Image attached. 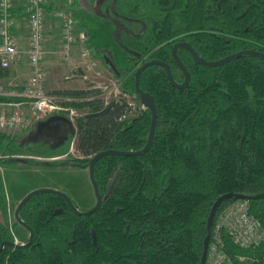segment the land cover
<instances>
[{
	"label": "trees",
	"instance_id": "16d2710c",
	"mask_svg": "<svg viewBox=\"0 0 264 264\" xmlns=\"http://www.w3.org/2000/svg\"><path fill=\"white\" fill-rule=\"evenodd\" d=\"M96 2L97 15L115 19V38L129 60V70L114 75L123 91L139 101L135 73L146 62L169 64L174 80L184 83L172 56L176 43L187 42L209 62L247 49L264 52V0ZM58 9L69 7L53 3L47 15ZM93 54L100 53L93 49ZM178 56L191 75L187 88H175L161 66L146 69L140 78L158 113L151 150L138 157L107 156L95 165L104 198L99 211L77 216L57 196L35 197L22 210L35 242L28 248L6 246L0 264H200L206 237L212 234L207 229L210 212L228 194L247 198L264 229V199L259 198L264 194V60L244 55L204 67L184 48ZM66 106L85 111L77 119V131L67 116H57L66 122L80 158L41 166L87 169L101 152L145 149L152 124L149 109L121 122L128 111L125 101L105 105L93 99ZM49 119L34 127L56 130L46 125ZM61 121L57 124L63 126ZM235 200L223 202L216 217ZM5 241L13 239L0 223V246ZM227 251L236 264H264V241L248 248L229 242Z\"/></svg>",
	"mask_w": 264,
	"mask_h": 264
},
{
	"label": "built area",
	"instance_id": "2783aa9c",
	"mask_svg": "<svg viewBox=\"0 0 264 264\" xmlns=\"http://www.w3.org/2000/svg\"><path fill=\"white\" fill-rule=\"evenodd\" d=\"M53 3H63L69 7L58 9L54 13L62 26L61 54L65 60L69 64H78L84 73V79L92 82L91 90L100 91L98 97L105 105L111 101H125L128 111L120 118L121 122L128 121L139 110L146 111L147 108L136 95L123 91L122 82L115 75L110 73L111 77L104 81V71L100 62L94 57L93 49L88 46L87 35L79 30L74 13L70 9L75 0H28L24 15L29 31L26 53L31 76L20 90L9 89L0 84L1 97L19 100L3 104L13 108L0 110V133L33 128L38 121L56 115H67L77 131V119L80 117L77 109L66 106L58 96L49 94L45 86L47 76L43 63L48 55L47 7ZM16 9L15 0H0V74L18 64L25 53L14 33ZM77 52L80 56L76 59L74 55ZM26 107L30 109V117L25 112ZM262 241L264 229L261 222L251 214L248 201L235 200L214 220L204 264H236L234 257L227 251L229 242L240 248H248Z\"/></svg>",
	"mask_w": 264,
	"mask_h": 264
},
{
	"label": "rangeland",
	"instance_id": "374dc122",
	"mask_svg": "<svg viewBox=\"0 0 264 264\" xmlns=\"http://www.w3.org/2000/svg\"><path fill=\"white\" fill-rule=\"evenodd\" d=\"M77 1L78 4L73 6L72 11L78 16L77 25L79 30L88 34L90 46L96 53H100L97 55V59L100 60V65L104 71V81L111 77V74L114 75L109 70L106 59L113 60L118 70L128 71L130 68L128 56L122 50L114 35L116 31L112 23L115 19L99 16L95 13L94 5H96L98 0ZM108 8H110V4H108ZM48 20L47 39L49 47H47L48 55L44 61L45 64L43 63V68L47 75L46 91L51 95L58 96L66 104L83 103L99 99L100 91L91 90L90 87L93 84L84 79V73L78 67V64H69L61 54V23L56 20L54 14H49ZM122 23L125 22L122 21ZM136 28L139 29L138 26ZM22 56L21 73L16 79H8L7 77H4V79L3 75H1V85L9 89L18 90L29 80L31 72L29 71L28 58L25 53ZM74 56L77 59L80 55L77 52ZM12 69L13 67L6 72L8 76L12 73ZM17 84L18 86H16ZM77 93H87V97L83 98L82 95H77ZM3 104L8 103L0 96V110L13 108ZM25 112L30 117V109L28 107H26ZM77 112L80 117L85 113V111L79 109H77ZM139 112L140 110L135 115H132L130 119L138 115ZM0 134L7 137H0V165L2 167L0 168V200H2L3 204L8 203L10 199L13 200L15 197L19 198L32 190L50 188L67 194L81 210L91 209L95 205L96 198L93 186L90 183L88 169L72 166L50 167L38 164L65 162L80 158V154L75 148L74 138L68 137L62 146L57 147L53 144L54 142L52 143V140L37 139L34 136L36 134L35 127ZM21 156L24 159L33 157L34 160H31V163L7 162L9 161L8 159ZM17 237L24 241L27 233L19 230Z\"/></svg>",
	"mask_w": 264,
	"mask_h": 264
},
{
	"label": "water",
	"instance_id": "95a60500",
	"mask_svg": "<svg viewBox=\"0 0 264 264\" xmlns=\"http://www.w3.org/2000/svg\"><path fill=\"white\" fill-rule=\"evenodd\" d=\"M181 48H184V49L188 50L192 54L193 59L196 62V64L204 66V67L221 66V65H223V64H225V63H227V62H229V61H231L233 59L240 58L243 55H252V56H256V57H260V58L264 59V54L263 53H258V52H253V51H244V52H240V53H237V54L230 55V56H228V57H226L224 59H221L219 61H216V62H207V61L203 60L201 57H199V55L196 53V51L188 43H185V42L176 43L174 45L173 49H172V56H173V59L175 60L176 64L178 65V67L181 69V71L183 72V74L186 77L184 83H182V84H179L177 81L174 80L173 75H172V71H171V67H170L169 64H167L165 62H162V61H158V60H152V61L144 63L141 67H139V69L135 73V79H136V90H137L138 94L140 95V101L152 113V124H151V128H150L148 142H147V145H146L145 149L142 150V151L129 152V153L121 152V151H113V150L104 151V152H101V153L97 154L91 160V162L89 164V167H88L89 178H90V182H91V184H92V186L94 188L96 197L98 199V203L96 204V206L94 208H92L88 212L82 214L76 207H74V205L71 202V200L64 193H61L59 191L52 190V189H39V190H35V191L31 192L30 194H28L23 199V201L20 203V205L18 207V210L16 211V218H17L19 223L24 225L23 221L21 220V218L19 216L20 210L26 205V203L30 199H32L34 196L39 195V194H55V195H58V196H61V197L65 198L77 215L89 216V215L95 213L97 210H99V208L101 207V204H102V198L100 196L98 184H97L96 179H95V165L102 158L107 157V156H120V157H138V156H143L147 152H149L151 150L152 146H153L155 133H156V127H157L158 113H157V108H156V105H155L154 97L150 93L143 92L141 87H140V78H141L142 73L146 69H148V68H150L152 66H161V67L166 69L168 79H169L170 83L175 88H177L179 90H183V89H185V88H187L189 86V83L191 81V75L188 72L187 68L185 67V65H184L183 61L181 60V58L178 56V51ZM57 116H60V115L52 116L53 120L54 119H58L59 117H57ZM18 160L21 163H25L26 159H18ZM232 198L236 199V200H247V198H245L243 196H237V195H233V194H228V195H224V196L220 197L215 202V204L213 205L212 210H211L210 215H209V218H208L207 229L209 231L212 229L216 214L218 212V209L222 205V203L225 202V201H228V200H230ZM259 198L264 199V194L260 195ZM210 240H211V234L209 233V235L206 237V240H205V243H204V253H203V257L201 259V263L200 264H204L205 261H206ZM5 245H12V246L15 247V245H13V244H11L9 242L8 243L4 242L0 246V252L4 249ZM17 247L18 248H23L25 246H17Z\"/></svg>",
	"mask_w": 264,
	"mask_h": 264
},
{
	"label": "flooded vegetation",
	"instance_id": "af4514ba",
	"mask_svg": "<svg viewBox=\"0 0 264 264\" xmlns=\"http://www.w3.org/2000/svg\"><path fill=\"white\" fill-rule=\"evenodd\" d=\"M180 43V42H179ZM185 43H187V42H185ZM244 51H253V52H258V53H263L264 54V52H262V51H259V50H256V49H247V50H244ZM244 51H241V52H244ZM197 53V52H196ZM238 53H240V52H238ZM198 54V53H197ZM233 54H237V53H232L231 55H233ZM192 55V54H191ZM230 56V55H229ZM244 56V55H243ZM246 56H252V55H246ZM200 57V56H199ZM228 57V56H227ZM242 57V56H241ZM252 57H256V56H252ZM192 58H193V56H192ZM202 58V57H201ZM226 58V57H225ZM256 58H260V57H256ZM203 59V58H202ZM224 59V58H223ZM236 59H238V58H236ZM261 59H263V58H261ZM194 60V59H193ZM204 60V59H203ZM234 60V59H233ZM264 60V59H263ZM219 61V60H218ZM106 62L108 63V65H110L111 66V63L113 64L114 63V61L112 60H109V59H106ZM207 62H209V61H207ZM213 62H216V61H213ZM196 63V62H195ZM198 65V64H197ZM113 67H114V70L116 71V70H118L117 69V67H116V65L114 64V65H112ZM199 66H201V65H199ZM218 67V66H217ZM181 70V69H180ZM183 73V72H182ZM51 118V117H50ZM53 118V117H52ZM60 121L61 120H57V119H49V121H47V123H46V125L47 126H49V125H53V127L56 129V130H54V129H52V131H47V133L43 130L46 126H42L41 128L39 127V128H36V134L34 135L35 137H37V139L38 138H42V139H47V141H50V140H52V143L55 145V146H57V147H60V146H62V144L63 143H65L66 141H67V139H68V137H69V129L65 126L66 125V122H64V121H61L62 122V125L63 126H61V125H59L60 124ZM57 123H59V124H57ZM62 128V129H61ZM58 129V130H57ZM57 133H59V135H57ZM11 159H24V157H14V158H11ZM25 159H27V160H34L33 159V157H29V158H25ZM8 160H10V159H8ZM71 166V165H70ZM60 167H67V166H60ZM72 167H74V166H72ZM76 167V166H75ZM78 168H81V169H85V168H82V167H78ZM88 169V168H87ZM90 179V178H89ZM91 183V182H90ZM92 185V184H91ZM98 188H99V186H98ZM40 189H50V188H40ZM94 189V188H93ZM35 190H39V189H35ZM35 190H32V191H30V192H28V193H26V194H24L23 196H21V197H15V200L13 199H10V201L8 202V203H6L7 204V209H6V215L7 216H5V220H4V222L2 223L4 226H6L8 229H9V232H10V234H11V237H12V239H13V241H5V242H9V243H11V244H13V245H15V247L14 246H12V245H5L4 246V248L6 247V246H11V247H13V248H16V249H19L17 246H25V247H23V248H28V247H30V246H32L33 245V243L35 242V231H34V229H32L24 220H23V217H22V210L28 205V203L32 200V199H34L35 197H38V196H41V195H54V196H57V197H59V198H61V199H63V201H64V203H65V205L67 206V207H69V209L72 211V212H74L75 213V211L72 209V207L70 206V204L67 202V200L65 199V198H63V197H61V196H58V195H55V194H39V195H36V196H34L32 199H30L27 203H26V205L20 210V213H19V216H20V218H21V220L23 221V223H24V225L23 224H21V223H19L18 222V220H17V218H16V211L18 210V207H19V205H20V203L23 201V199L28 195V194H30L31 192H33V191H35ZM52 190H54V189H52ZM56 191H58V190H56ZM59 192H61V191H59ZM61 193H63V192H61ZM94 193H95V191H94ZM99 193H100V190H99ZM65 194V193H64ZM70 200H71V202L73 203V205H74V207H76L82 214H84V213H86V212H88L89 210H91L92 208H94L95 206H96V204L98 203V199H97V197H96V194H95V198H96V203H95V205L91 208V209H88V210H81L80 208H79V206H77L76 204H75V202L73 201V199L72 198H70L67 194H65ZM100 196H101V194H100ZM101 198H102V204H103V201H104V198L101 196ZM102 204H101V206H102ZM101 208V207H100ZM99 208V209H100ZM97 211H99V210H97ZM96 211V212H97ZM95 212V213H96ZM76 214V213H75ZM77 215V214H76ZM92 215V214H91ZM77 216H86V215H77ZM90 216V215H89ZM19 230H23L25 233H27V237H26V239L24 240V241H21L18 237H17V234H18V232H19ZM17 233V234H16ZM4 243V242H3ZM4 250V249H3ZM2 250V251H3ZM1 251V252H2ZM0 252V253H1Z\"/></svg>",
	"mask_w": 264,
	"mask_h": 264
},
{
	"label": "crops",
	"instance_id": "0c3cea01",
	"mask_svg": "<svg viewBox=\"0 0 264 264\" xmlns=\"http://www.w3.org/2000/svg\"><path fill=\"white\" fill-rule=\"evenodd\" d=\"M27 2H28V0H15V3L17 5V9L15 10V13H14L15 22H16L14 33L16 35V38H17L19 46L24 50L26 55H27L26 52L28 50L29 31H28V25L26 23V16L24 15V10H25ZM87 38H88V36H87ZM50 45H51V43H50ZM88 46H90V45H88ZM47 47H49L48 39H47ZM22 57L23 56H21L20 61L18 62V64L13 66V69H12L13 71H12V73H10L9 76H8V74H6L7 71L3 72V78L7 77L8 79H16L18 77V75L21 73L20 70H22V67H21V65H22ZM94 57L97 59V56L95 54H94ZM27 58H28V55H27ZM98 61H100V60H98ZM44 64H45V62H44ZM54 64H55V62H54ZM114 64L115 63H113V64L111 63V66L109 65V70L112 71V72L115 71L114 67L112 66ZM29 71H30V68H29ZM16 86H18V84ZM20 89H22V87ZM20 89H18V90H20ZM9 99H14V100L12 102H7V103H13V102H18L19 101L16 98H9ZM0 168H2L1 165H0ZM14 200H15V198H14ZM6 209H7V204L6 203L3 204L2 200H0V223H3L4 220L6 219L5 218V216H7L6 215Z\"/></svg>",
	"mask_w": 264,
	"mask_h": 264
}]
</instances>
